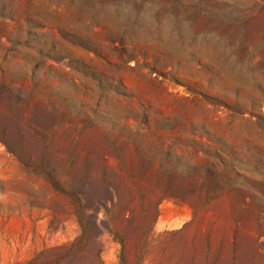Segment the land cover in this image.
Wrapping results in <instances>:
<instances>
[{"label":"rangeland","instance_id":"obj_1","mask_svg":"<svg viewBox=\"0 0 264 264\" xmlns=\"http://www.w3.org/2000/svg\"><path fill=\"white\" fill-rule=\"evenodd\" d=\"M0 264H264V0H0Z\"/></svg>","mask_w":264,"mask_h":264}]
</instances>
